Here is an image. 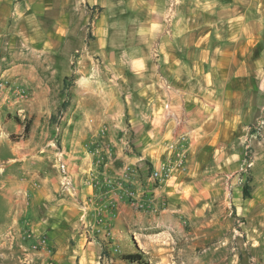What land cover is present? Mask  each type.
Returning <instances> with one entry per match:
<instances>
[{"label": "rangeland", "instance_id": "rangeland-1", "mask_svg": "<svg viewBox=\"0 0 264 264\" xmlns=\"http://www.w3.org/2000/svg\"><path fill=\"white\" fill-rule=\"evenodd\" d=\"M162 1L166 0H51V4L42 5L49 7L42 15L43 28L55 33L52 22L58 19L60 38L53 34L52 43L48 44L53 52L56 50L54 55L50 50L35 52L25 61L50 79L46 104L33 102L31 86L12 78L9 79L27 89L28 95L13 98L9 104L0 102V251L15 250L10 258L0 257V264H33L35 254L51 255L53 247L48 244L47 234H35L31 229L37 223L36 215L47 213L42 203H55L32 200L37 190L46 188L57 200L72 202L78 215L83 210L77 186L73 180L74 189L65 185L57 158L66 160L64 153H58L67 145L63 141H69L67 134L72 129L79 132L92 129L97 125L96 117L102 116L98 112L101 105L98 106L96 87L102 82V86L106 84L101 92H108L107 99L113 110L108 109L105 113H117L118 106L113 103L128 95L127 83L136 82L138 77L134 71L139 59L145 61L144 66L155 74L156 81L164 79L160 37L155 32L173 30L189 35L190 32L207 31L217 18L213 5L224 0H183L170 10L168 3L163 5ZM154 4H159L161 9L152 12ZM152 16L161 25L146 23ZM173 18L174 23L170 25ZM219 29L225 32L228 26L220 24ZM230 32L228 29L224 36L231 37ZM155 43L158 45L157 60L151 55ZM201 43H207L213 51L220 42L212 36L209 41ZM188 44L189 39L181 46L187 48ZM83 46L87 48L85 57L80 56ZM248 60L251 75L244 81L250 85L244 92L250 105L243 112L245 122L240 127L239 142L231 146L229 152H204L201 155L202 170L196 169V172L195 164L187 168L186 153L184 168L180 169L178 159L182 152L178 148L165 152L155 169L162 176L166 172L171 174L163 180L155 178L154 186H162L175 172L190 171L186 173V182L181 185L187 197L170 201L177 208L182 207L185 217L178 218L172 236L168 235L166 227L156 223L148 244H139L129 233L121 241L126 245L115 251L117 256L137 247L146 251L150 264H264V32ZM47 65L58 73L50 77ZM87 67L92 68V75L78 71ZM64 74L69 102L61 108L65 97ZM86 80L91 83V91H86ZM97 128L102 132L107 130L103 122ZM97 155L102 156L94 150L91 156L100 159ZM40 156L46 157L42 159ZM245 184L248 185L247 196L242 192ZM163 200L166 199H155V216H158ZM48 207L51 206L48 204ZM78 215L70 216L76 229L85 225L86 216L79 219ZM44 224L49 225L47 221ZM199 233L201 237L197 236ZM195 235L196 238L191 239ZM42 237L47 240L46 244L39 243ZM30 238H34L32 243H28ZM192 240L194 244H191ZM115 264L127 263L118 258Z\"/></svg>", "mask_w": 264, "mask_h": 264}, {"label": "crops", "instance_id": "crops-1", "mask_svg": "<svg viewBox=\"0 0 264 264\" xmlns=\"http://www.w3.org/2000/svg\"><path fill=\"white\" fill-rule=\"evenodd\" d=\"M46 2L51 4V0H0V77L29 84L33 89L32 101L39 104H46L50 79L25 60L35 52H53L48 46L52 35L60 38L58 19L52 22L55 33L43 28L42 15L49 9L42 7ZM162 2L163 5L168 3L170 10L183 0ZM213 6L217 18L207 31L190 32L189 35L173 30L155 32L160 37L162 82L156 81L155 74L144 66L145 61L139 59L134 71L138 78L133 84L127 83L128 95L113 103L118 106L113 115L105 113L113 110L107 99L108 92H101L106 84L102 86L101 81L96 87L98 106L101 105L98 112L102 116L96 117L95 122L97 125L105 123L107 130L102 132L97 125L81 132L72 129L67 134L69 141H63L68 146H62L58 153H64L67 161L57 158V166L59 159L69 163L83 210L78 215L72 202L57 200L46 188L35 192L32 200L38 203L54 201L55 204L48 203L51 206L48 207L42 203L47 213L36 215L37 223L31 231L35 234L45 232L53 249L48 256L43 252L35 254L33 264H115L120 258L115 250L126 245L121 241L129 233L139 244H148L157 223L166 227L168 235L172 236L178 218L185 214L182 207L177 208L170 201L187 197L181 185L190 171L175 172L162 186L155 187L151 172L165 152L180 147L186 153L187 168L195 164L196 172V169L202 170L204 152H229L231 146L239 142L240 127L245 122L243 112L250 105L244 92L250 83L244 78L251 75L248 57L264 32V0H224ZM151 7L152 12L161 9L159 4ZM152 17L146 23L161 25ZM177 18L180 20V16ZM172 23L174 18L170 20V25ZM220 24L228 26L231 37L224 36L228 29L223 32ZM165 25L168 24L165 22ZM212 36L220 42L214 47L215 53L207 43H201ZM188 39L187 48L181 46ZM230 40L236 43L233 45ZM86 49L82 47L81 57H85ZM47 67L50 77L58 73L51 65ZM91 70L87 67L78 71L92 75ZM85 85L86 91H91V83L86 80ZM94 150L102 154L96 156L100 159L91 156ZM157 197L166 200L162 201L158 216H155ZM133 199L142 205L139 210L131 208ZM74 214L79 219L86 216L83 227L72 226L70 216ZM46 221L49 225L44 224ZM33 240L28 239V243ZM14 253L12 248L4 249L0 257L7 259Z\"/></svg>", "mask_w": 264, "mask_h": 264}, {"label": "built area", "instance_id": "built-area-1", "mask_svg": "<svg viewBox=\"0 0 264 264\" xmlns=\"http://www.w3.org/2000/svg\"><path fill=\"white\" fill-rule=\"evenodd\" d=\"M151 55L152 57L157 60V57L159 56L158 54V45L157 43L152 45L151 48ZM28 95V91L25 88H21L20 86H18L17 84H15L14 81H12L11 79L7 78H0V102L2 103H11V100L14 99H20L23 97H26ZM172 148V146H171ZM178 148V151L182 152V155L179 157V161H178V165L180 166V169L184 168V162H185V155H184V151L180 149V147H176ZM176 148H172V149H176ZM58 168L61 170L62 175H63V179H64V183L68 188H75V185L72 183V177L70 176V174L68 173V169H67V164L64 160L59 159L58 160ZM171 172H166V174H164V176L159 174V170L154 169L151 172V177L154 180L155 178L157 180H163L164 177L169 178ZM133 207L135 208H141L142 205L139 204L138 202H136L135 199H133L132 202ZM39 243H43L46 244L47 240L45 238H40ZM117 251V250H115Z\"/></svg>", "mask_w": 264, "mask_h": 264}, {"label": "trees", "instance_id": "trees-1", "mask_svg": "<svg viewBox=\"0 0 264 264\" xmlns=\"http://www.w3.org/2000/svg\"><path fill=\"white\" fill-rule=\"evenodd\" d=\"M65 79H67V77H64V80H63V89L65 92V97L61 103V108H65L68 105L69 91H68V84L65 81ZM242 192L244 196L248 195V185L247 184L243 186ZM120 259L123 260L127 264H150L146 253L137 247H133L129 251L121 254Z\"/></svg>", "mask_w": 264, "mask_h": 264}]
</instances>
